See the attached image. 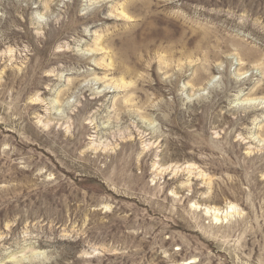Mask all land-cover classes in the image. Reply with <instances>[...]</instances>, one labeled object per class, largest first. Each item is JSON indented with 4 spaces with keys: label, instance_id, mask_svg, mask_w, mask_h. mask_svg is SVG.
I'll use <instances>...</instances> for the list:
<instances>
[{
    "label": "rangeland",
    "instance_id": "rangeland-1",
    "mask_svg": "<svg viewBox=\"0 0 264 264\" xmlns=\"http://www.w3.org/2000/svg\"><path fill=\"white\" fill-rule=\"evenodd\" d=\"M263 99L264 0H0V264H264Z\"/></svg>",
    "mask_w": 264,
    "mask_h": 264
},
{
    "label": "bare ground",
    "instance_id": "bare-ground-1",
    "mask_svg": "<svg viewBox=\"0 0 264 264\" xmlns=\"http://www.w3.org/2000/svg\"><path fill=\"white\" fill-rule=\"evenodd\" d=\"M261 104L264 105V99H263V101L261 102ZM161 168H162V167H161ZM233 209H234V207L231 206V208H228L227 210H225V212L223 211V212L225 213L226 218L229 217V215L232 213V210H233ZM235 209H236V208H235ZM235 209H234V210H235ZM212 212H214V220H215V221H219V220L221 219V218H219V215H220V213H221L220 210L218 211L217 209H214V210L212 211L211 209L207 208V209H206V212H204V213H206V214H210V213H211V214H212ZM233 212H234V211H233ZM224 213H223V214H224ZM226 218H225V219H226Z\"/></svg>",
    "mask_w": 264,
    "mask_h": 264
}]
</instances>
